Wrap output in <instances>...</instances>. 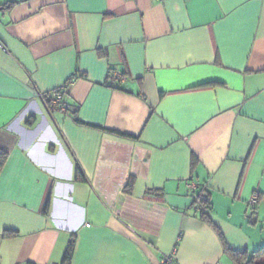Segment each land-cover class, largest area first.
Returning <instances> with one entry per match:
<instances>
[{
	"label": "crops",
	"instance_id": "obj_1",
	"mask_svg": "<svg viewBox=\"0 0 264 264\" xmlns=\"http://www.w3.org/2000/svg\"><path fill=\"white\" fill-rule=\"evenodd\" d=\"M1 154L0 264L72 237V264H238L264 247V0H0Z\"/></svg>",
	"mask_w": 264,
	"mask_h": 264
},
{
	"label": "trees",
	"instance_id": "obj_2",
	"mask_svg": "<svg viewBox=\"0 0 264 264\" xmlns=\"http://www.w3.org/2000/svg\"><path fill=\"white\" fill-rule=\"evenodd\" d=\"M73 79H75V77L72 78V80ZM76 121L79 123H82L78 118H76ZM5 161H6V155L1 154V156H0V169L4 165ZM76 179L84 180V175H83L81 169H79V168L77 169V172H76ZM133 183H134V181L132 179L129 183L130 188L133 187ZM202 192L205 193V196L207 198V200L205 202H206V207L209 210L210 205H209V200H208V195H207L206 189ZM50 202H51V197L48 198L47 203H46V208H45L46 213H49ZM208 210L205 212H202L201 216L203 218H205L207 221H209L210 223H212V221L208 218V215H207ZM74 250H75V238L72 237V239L70 240L69 245L67 247L66 253L64 255L62 264H72V260H73V256H74ZM228 251H229V254L234 258V260L238 262V264H264V247L256 250L252 254H249V252H247V251H245V252H237V251H232V250H228Z\"/></svg>",
	"mask_w": 264,
	"mask_h": 264
},
{
	"label": "built area",
	"instance_id": "obj_3",
	"mask_svg": "<svg viewBox=\"0 0 264 264\" xmlns=\"http://www.w3.org/2000/svg\"><path fill=\"white\" fill-rule=\"evenodd\" d=\"M125 79V76L119 72H114L112 74H110V81L111 82H117V81H121V80H124ZM54 99L52 101V106L53 107H56V106H60L62 104V89H57L55 91V94H54ZM190 187L195 190L196 189V185L195 184H191ZM259 193H255L252 198L249 200V206L251 208L254 209V207L256 206L257 202H258V199H259ZM207 198L205 196V193L202 192L200 194V196L198 197L197 199V202H196V206H195V209H196V212L197 213H202V212H205L207 211V207H206V201ZM166 263H169L170 262V258L167 257L166 260H165Z\"/></svg>",
	"mask_w": 264,
	"mask_h": 264
}]
</instances>
